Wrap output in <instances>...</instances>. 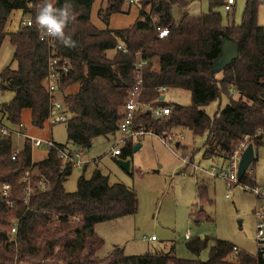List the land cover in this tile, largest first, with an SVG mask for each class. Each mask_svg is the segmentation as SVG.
Masks as SVG:
<instances>
[{"label":"trees","instance_id":"1","mask_svg":"<svg viewBox=\"0 0 264 264\" xmlns=\"http://www.w3.org/2000/svg\"><path fill=\"white\" fill-rule=\"evenodd\" d=\"M195 1L201 0H141L143 8L150 6V13L141 9L132 26L113 30L92 23L94 0H57L58 8L69 3L74 16L65 35L75 46L54 38L57 55L70 62V71L58 88L68 113L64 123L71 144L87 149L96 137L118 132L121 108L135 83L138 52L150 61L142 71L140 104L168 106L170 113L156 119L140 108L135 114L137 124L158 134L183 127L194 136H204L205 157L229 160L234 145L245 138L253 146L264 144V25L257 22L258 7L264 0H246L238 25L223 23L217 9L224 0H208L207 12L191 13L188 8ZM29 2L32 7L27 6ZM40 3L42 0H0V47L8 37L15 64L0 71V92L12 94L10 100L0 103V113L12 127L21 124L24 109L30 110L31 124L37 128L43 127L50 113L51 97L45 85L50 50L39 39L40 30L21 25L14 31L6 29L13 11L35 16ZM123 3L110 0L101 19L106 23L109 14L122 11ZM157 27H167L168 34L159 37ZM221 38L238 45L239 57L211 76ZM118 44L127 52L117 49ZM154 58L157 68L152 65ZM161 86L188 90L190 104L164 102L156 90ZM222 96L227 98L225 106L213 116L207 115L203 107ZM132 149L128 142L118 157L127 159ZM13 152L12 137L0 133V264H256L255 257L245 251L232 257L235 245L221 239L214 240L204 261L171 253L126 256L118 246L100 258L97 252L103 241L94 225L135 214V191L109 183L106 175L94 169L88 178L82 174L75 191L68 192L63 184L74 167L62 168L54 149L47 148L43 159L32 162V147L26 138L14 159ZM29 168L44 176L48 189L42 191L38 175L33 174V189L25 202L22 177ZM247 170L239 182H251ZM5 182L10 186L6 194L1 190ZM197 191L202 198L205 186L197 184ZM13 224L15 234H11ZM208 244V237L185 242L195 255Z\"/></svg>","mask_w":264,"mask_h":264},{"label":"rangeland","instance_id":"2","mask_svg":"<svg viewBox=\"0 0 264 264\" xmlns=\"http://www.w3.org/2000/svg\"><path fill=\"white\" fill-rule=\"evenodd\" d=\"M110 0H94L91 8V21L99 28L124 29L132 26L137 20L139 11L143 9L150 13V6L143 8L141 0H124L122 12L111 13L105 23L101 18ZM246 0H235L230 11L222 7L217 10L222 15L224 24L238 25L242 21V14ZM147 3V2H145ZM208 0L195 1L188 10L191 13L207 12ZM99 10L101 13L98 15ZM257 22L264 25V5L258 7ZM21 14L13 11L7 24V31H14L20 25ZM112 54V53H109ZM13 47L6 37L0 47V71L7 66L15 67L12 62ZM152 65L157 68V60L153 59ZM163 101L180 105L190 104V92L179 88L165 89ZM11 93L0 92V103L10 100ZM227 103V98L222 96L203 107L209 116ZM0 121L6 120L0 114ZM22 130L40 138L51 137L55 142L68 145L65 123L50 125L45 121L42 128L34 127L30 120V110L22 112ZM183 127H172L167 131L170 135L169 144L164 145L156 136H146L140 142L141 147L133 150L128 157L129 170L126 171L118 163L119 157L113 158L109 150L118 139V133L106 137H96L92 146L87 151L86 157L96 158L84 172L85 177L91 175L94 168L99 169L108 177L109 183H121L132 188L137 195V212L116 219L99 222L94 225L95 233L102 239L103 244L97 256H107L114 246L122 249L124 255H143L157 253H171L178 258L206 260L209 248L214 240L228 241L254 257L255 246V208L263 207L264 203L256 199L254 194L243 185L233 184L228 186L220 177H213L202 173L205 181V195L199 198L197 184L200 179L199 172H194L186 167L180 157L189 156L201 168L216 173L228 174L231 170L229 161L234 151L243 143L248 145V138L236 143L230 154L229 160L222 156L211 158L203 156L204 136H194L190 130ZM179 130L185 132L180 133ZM177 149L173 140L181 139ZM14 149H21L24 137L13 135ZM168 137V136H166ZM45 148L32 147V160L37 162L46 156ZM175 151L177 154H175ZM255 159L250 164L247 173L251 182L248 185L264 187V144L254 146ZM83 174L81 168L74 167L71 174L64 181V188L68 192L75 191L78 178ZM189 235H186V232ZM154 235L156 240L148 238ZM193 237H208L209 244L198 255L191 253L185 242ZM239 254V253H238ZM232 255V257L237 256Z\"/></svg>","mask_w":264,"mask_h":264},{"label":"built area","instance_id":"3","mask_svg":"<svg viewBox=\"0 0 264 264\" xmlns=\"http://www.w3.org/2000/svg\"><path fill=\"white\" fill-rule=\"evenodd\" d=\"M131 1V0H130ZM235 0H224L223 9L225 11H230ZM28 7H32V2L27 4ZM21 26H36L38 29V25L35 21V16L30 14H26L21 17L20 20ZM40 30L39 39L45 42L50 50V55L47 62V74L45 78V85L48 93L50 94V113L46 121L50 124L56 123H64L68 118V113L66 110L65 104L61 99V92L59 90V82L63 76L69 73L70 71V62L67 58H62L57 55L56 43L54 38L46 37L43 35V32ZM169 29L167 27H157V34L159 37H163L168 34ZM117 49L122 52H127V48L121 44L117 45ZM138 54V59L134 65V78L135 83L132 85L129 90L127 97L124 101V104L121 108L120 121L118 123V134L119 137L110 148L109 153L112 157L119 156L121 153L122 147L128 142H136L140 141L146 136H156L159 138L165 145L168 144L169 139L171 138L167 132H163L161 134L156 133L151 128H147L141 124H137L135 122V114L140 108L149 110V114L153 118H162L167 116L170 113V108L168 106H151V105H141L139 102V98L141 96V92L143 91V76L142 71L144 67L150 62L148 58L142 57L140 52ZM159 93H162L165 90V87L161 86L156 88ZM22 123L12 127L7 125L6 123L0 121V133L2 135H17L22 136L24 139H29L31 147H40V148H52L55 150L57 158L60 161L61 167H65L66 165H71L76 168H83L85 165L94 162L96 163V159H89L85 157V151L82 148H78L76 150H69L65 147L60 146L58 143L53 141L51 138H40L36 136L29 135L25 132V130L21 129ZM168 136V137H166ZM246 143L241 144L231 156L229 161V165L231 170L228 174L226 173H216L214 169L207 170L201 168L198 164L194 163L188 156H181V161L185 164L186 167H190L194 172L198 171L199 173H206L213 177L223 178L228 186L233 184L243 185L244 188L251 191L256 199L261 200L264 203V187H260L257 185H248L239 182L237 178V166L239 162V158L246 148ZM20 149H14L12 153V159L18 154ZM37 174L39 177L38 186L42 191H46L48 189V184L42 174H40L36 168L26 169L23 173L22 181L25 183L24 186V201L27 202L30 194L32 192V185L30 183L31 177L33 174ZM9 184L7 182L3 183L1 186V190L4 194H6L9 189ZM255 216V260L256 264H264V206L255 208L254 210ZM78 220V218H75ZM16 233V225L13 224L11 227V234ZM188 235V233L186 234ZM148 239L154 240L155 236L151 235ZM240 252V248L237 246L232 247L231 253L236 255ZM173 264V263H169Z\"/></svg>","mask_w":264,"mask_h":264},{"label":"clouds","instance_id":"4","mask_svg":"<svg viewBox=\"0 0 264 264\" xmlns=\"http://www.w3.org/2000/svg\"><path fill=\"white\" fill-rule=\"evenodd\" d=\"M57 0H42L36 13L35 21L39 29L46 37L55 38L68 47H74L75 41L65 35V29L74 19L71 5L66 3L64 7H56Z\"/></svg>","mask_w":264,"mask_h":264},{"label":"water","instance_id":"5","mask_svg":"<svg viewBox=\"0 0 264 264\" xmlns=\"http://www.w3.org/2000/svg\"><path fill=\"white\" fill-rule=\"evenodd\" d=\"M146 0H143V3H145ZM157 8H159V3L157 4ZM239 57L238 54V45L227 39V38H221L220 39V51L217 57L212 61L211 65V76L215 72H219L223 70L227 65L231 63L232 60L237 59ZM160 99H162V96H160ZM149 113V110L147 111ZM139 148V144H135L133 146V150H137ZM255 156H254V146L252 143H249L246 148L243 150L238 166H237V178L240 180L246 170L249 168L250 164L253 162ZM118 163L124 170L128 171L130 166V160L129 159H118Z\"/></svg>","mask_w":264,"mask_h":264},{"label":"crops","instance_id":"6","mask_svg":"<svg viewBox=\"0 0 264 264\" xmlns=\"http://www.w3.org/2000/svg\"><path fill=\"white\" fill-rule=\"evenodd\" d=\"M123 11V10H122ZM121 11V12H122ZM13 51H14V49H13ZM160 96H162V99H163V94L161 93L160 94ZM23 112V111H22ZM1 114V113H0ZM22 117V116H21ZM22 123V122H21ZM13 127H15V126H13ZM185 130V129H184ZM178 131V130H177ZM26 132V131H25ZM178 132H180V133H183L184 131L183 130H179ZM184 134H185V132H184ZM184 134L183 135H181V139H178V140H173L174 141V145H175V147L177 148V149H179V147H180V145H181V140H183L184 139ZM29 135H31V134H29ZM117 135H119V134H117ZM33 136V135H32ZM49 138H51V137H49ZM52 139V138H51ZM144 139V138H143ZM143 139H141L140 141H136V142H131L132 144H133V146L135 145V144H139V148L141 147V141L143 140ZM53 140V139H52ZM54 141V140H53ZM161 141V140H160ZM162 142V141H161ZM172 142V141H171ZM170 142V140L168 141V144L169 143H171ZM57 143V142H56ZM115 143V142H114ZM163 143V142H162ZM59 144V143H58ZM164 144V143H163ZM165 145V144H164ZM92 146H95V143H94V141L92 142V144H91V146L90 147H92ZM113 146V145H112ZM167 146V145H166ZM89 147V148H90ZM65 148H67V149H69V150H76V149H78L79 147H77V146H75V145H73V144H68V145H65ZM89 148H87V149H84V151H85V157H86V154H87V151L89 150ZM138 148V149H139ZM137 149V150H138ZM175 154H177L175 151H173ZM183 156V155H182ZM203 156H204V154H203ZM116 157H118V156H116ZM189 157V156H188ZM205 157V156H204ZM213 157V156H212ZM87 158V157H86ZM113 158H115V157H113ZM208 158H211V157H208ZM91 159H96V158H91ZM128 159V158H127ZM191 160H192V156H191V158H190ZM193 161V160H192ZM32 162H34L33 160H32ZM92 163V162H91ZM91 163H89V164H87V165H85L83 168H81L82 170H83V174H84V172L87 170V168L90 166V164ZM94 169H97V168H94ZM93 169V170H94ZM92 170V171H93ZM92 171H91V173H92ZM200 176H198V178L200 179V181L199 182H201V183H198L199 185H201L202 184V182L203 181H205V178H204V176H203V174L202 173H200L199 174ZM203 185V184H202ZM188 233V235H189V232L187 231L186 232V234ZM187 235V236H188ZM150 240V239H149ZM156 240V238L154 239V240H150V241H155ZM239 248V247H238Z\"/></svg>","mask_w":264,"mask_h":264}]
</instances>
